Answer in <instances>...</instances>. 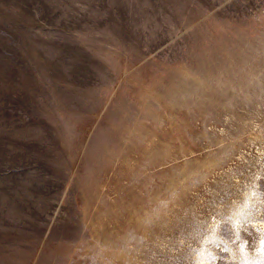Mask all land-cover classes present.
<instances>
[{
  "label": "rangeland",
  "instance_id": "obj_1",
  "mask_svg": "<svg viewBox=\"0 0 264 264\" xmlns=\"http://www.w3.org/2000/svg\"><path fill=\"white\" fill-rule=\"evenodd\" d=\"M264 0H0V264H264Z\"/></svg>",
  "mask_w": 264,
  "mask_h": 264
},
{
  "label": "snow or ice",
  "instance_id": "obj_2",
  "mask_svg": "<svg viewBox=\"0 0 264 264\" xmlns=\"http://www.w3.org/2000/svg\"><path fill=\"white\" fill-rule=\"evenodd\" d=\"M260 243H261V245H262V251H264V239H262L261 241H260Z\"/></svg>",
  "mask_w": 264,
  "mask_h": 264
}]
</instances>
